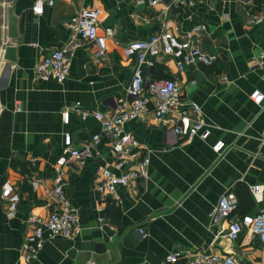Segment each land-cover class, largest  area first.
<instances>
[{"label":"crops","instance_id":"1","mask_svg":"<svg viewBox=\"0 0 264 264\" xmlns=\"http://www.w3.org/2000/svg\"><path fill=\"white\" fill-rule=\"evenodd\" d=\"M35 2L0 0V264H162L176 249L235 252L264 264L256 238L245 234L232 241L227 221L211 220L223 193L239 196L251 184H264V98L257 103L252 97L256 89L264 93V0H55L35 19V41L9 38L8 8L21 12ZM84 6L101 9L99 35L106 27L114 30L105 54L96 55L97 45L85 41L63 82L37 78V60L69 41L65 20ZM165 12L180 36L192 24H206L203 46L220 55L211 65L190 64L182 71L173 60L158 58L179 77L185 100L201 105L210 136L189 139L152 127L151 117L130 120L126 129L139 140L141 155L150 156L148 176L104 196L96 175L113 162L107 139L84 164H66L65 191L80 231L47 238L38 257L25 260L21 246L29 218L48 215L55 205L50 192L65 133L80 144L100 130L97 119L81 111L111 109L102 102L126 94L137 61L125 45L154 33ZM9 44L16 46L13 59L4 56ZM217 140L225 142L221 152L214 150ZM35 177L41 179L37 188ZM6 180L21 194L14 212L1 196ZM249 208H264V198H254Z\"/></svg>","mask_w":264,"mask_h":264},{"label":"built area","instance_id":"2","mask_svg":"<svg viewBox=\"0 0 264 264\" xmlns=\"http://www.w3.org/2000/svg\"><path fill=\"white\" fill-rule=\"evenodd\" d=\"M157 4L159 0H149ZM195 0H174L175 4H192ZM55 0H36L33 9L36 14L44 12L45 5H53ZM101 9L99 7H82L65 20L70 32V39L60 47H55L40 57L34 72L37 78L43 80L55 79L63 82L71 71L72 60L77 49L83 42H93L97 45L96 55L106 52L105 40L113 35L112 27L105 28V35H99ZM159 28L148 37L130 40L125 45V53L137 61L132 78L124 96H112L103 101V105L111 109H95L81 111L82 117L92 114L100 124V130L80 144H75L72 135L66 132L62 154L55 162L56 176L51 190L54 200L53 210L45 216L33 214L28 220V231L21 246L23 257L29 261L38 257L47 238L54 236H73L80 231V219L77 209L72 204L65 191V165L68 163L84 164L94 155L95 147L100 146L103 139L111 145L113 162L101 166L96 175V184L104 195L116 194L119 186H130L132 182L148 176L150 156L141 155L139 140L126 129L130 120L145 119L152 127L160 128L165 134L173 132L175 135L189 139L199 136L207 139L211 134V127L205 120L201 105L194 101H187L182 95L179 77L152 78L150 71L158 58L173 60L182 71L190 64L200 63L211 65L220 55L203 46V39L207 32L204 23L192 24L183 36L177 34L165 12ZM264 65V52L260 55ZM227 79L226 76L223 77ZM252 97L260 103L264 93L254 90ZM79 105V104H78ZM69 120L70 110L63 113ZM214 150L221 152L225 148L223 140H217ZM34 161V159H32ZM134 161V165L130 164ZM37 188L41 179L31 180ZM250 191L256 200L264 198V184L250 185ZM1 196L7 200L8 210L14 212L21 200V194L10 180L2 184ZM239 198L235 193H223L211 212L212 222L227 221L226 234L232 241H236L245 234L256 238L264 250V208L252 213L238 214ZM144 233V229H140ZM162 264H256L251 258L235 252L223 253L216 250L185 251L176 249L164 257Z\"/></svg>","mask_w":264,"mask_h":264},{"label":"water","instance_id":"3","mask_svg":"<svg viewBox=\"0 0 264 264\" xmlns=\"http://www.w3.org/2000/svg\"><path fill=\"white\" fill-rule=\"evenodd\" d=\"M37 15L33 7L15 12L13 7L8 8V37L19 39L23 35L25 42L35 41L38 24L35 21ZM16 46L9 44L5 48L4 56L6 59L15 57Z\"/></svg>","mask_w":264,"mask_h":264},{"label":"trees","instance_id":"4","mask_svg":"<svg viewBox=\"0 0 264 264\" xmlns=\"http://www.w3.org/2000/svg\"><path fill=\"white\" fill-rule=\"evenodd\" d=\"M149 71L152 78L159 79V78L171 77V75L168 73L167 67L162 62H156L153 68ZM238 189L240 188L238 187ZM239 191L242 193L240 194L239 192V196H238L239 198L238 214L243 215L245 213H252V211H250L249 205L252 204L254 198L250 191V188L247 187L243 191L241 190Z\"/></svg>","mask_w":264,"mask_h":264}]
</instances>
